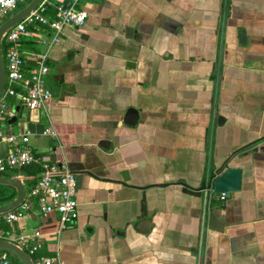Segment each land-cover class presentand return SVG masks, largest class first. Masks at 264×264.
Segmentation results:
<instances>
[{
	"label": "crops",
	"instance_id": "obj_1",
	"mask_svg": "<svg viewBox=\"0 0 264 264\" xmlns=\"http://www.w3.org/2000/svg\"><path fill=\"white\" fill-rule=\"evenodd\" d=\"M81 6L47 50L21 40L28 64L47 52L51 97L38 119L6 98L0 123L74 173L77 205L60 227L31 204L7 232L37 230L64 264H264V0ZM224 163L240 187L220 199L201 189Z\"/></svg>",
	"mask_w": 264,
	"mask_h": 264
},
{
	"label": "built area",
	"instance_id": "obj_2",
	"mask_svg": "<svg viewBox=\"0 0 264 264\" xmlns=\"http://www.w3.org/2000/svg\"><path fill=\"white\" fill-rule=\"evenodd\" d=\"M28 0H0V23L10 11L18 9ZM87 16L81 0H40L33 10L15 22L1 40V56L4 71V88L0 95V123L14 114L6 98H12L26 110L39 112L51 97L46 84L48 73L47 52H32L30 63L21 50V40L35 41L46 47L59 42L62 28L66 25L79 26ZM49 33V38L44 37ZM3 48V50H2ZM42 134L53 135L50 125ZM28 133L5 132L0 125V142L9 147L4 156L0 155V171L6 168L18 169L31 163H38L39 171L34 181L26 188L23 201L13 209L0 214V225L13 226L32 204L43 215L56 214L59 226L63 227L73 216L77 205L74 197V173L64 165H58L43 158H37L27 148ZM224 193H219L223 199ZM40 234L32 229L27 235L4 232L0 239H8L19 245L31 258L33 264H64L57 255L37 254ZM0 264H13L8 253L0 250Z\"/></svg>",
	"mask_w": 264,
	"mask_h": 264
},
{
	"label": "water",
	"instance_id": "obj_3",
	"mask_svg": "<svg viewBox=\"0 0 264 264\" xmlns=\"http://www.w3.org/2000/svg\"><path fill=\"white\" fill-rule=\"evenodd\" d=\"M40 0H28V2L22 6L20 9L15 11L12 15L7 17L0 23V44L1 40L8 30L15 22L21 20L26 14H28L31 10L35 8ZM240 40L243 41L242 32H239ZM4 88V71H3V62L1 56V47H0V95ZM18 111V108H16ZM133 113L135 117V112L132 108H127L126 110V117L128 114ZM39 118V113L37 112V119ZM128 124H131L133 121L125 120ZM224 163L221 168H219L210 178L211 181L202 188L201 190H210L214 193H224L225 197H229L233 191H237L240 187V177L241 171L238 167H231L227 166ZM23 177L18 175H13L10 177H5L0 175V185L10 186L14 189V196L9 201L0 204V214L6 211L13 209L14 207L18 206L24 199L26 188L22 182ZM182 187V191L192 194V195H199L200 190H192L188 188L185 184H180ZM143 212V211H141ZM216 217V214L211 215L209 220H213ZM0 250L8 251L21 264H33L30 256L16 243L8 239H0Z\"/></svg>",
	"mask_w": 264,
	"mask_h": 264
},
{
	"label": "trees",
	"instance_id": "obj_4",
	"mask_svg": "<svg viewBox=\"0 0 264 264\" xmlns=\"http://www.w3.org/2000/svg\"><path fill=\"white\" fill-rule=\"evenodd\" d=\"M3 50V48H2ZM36 155V154H35ZM37 156V155H36ZM39 167L37 164H30L27 166L20 167L19 169H9L6 168L3 171H0V175L5 177H10L14 174L21 173L25 176V184H32L35 178V175L38 173ZM14 196V189L10 186L0 185V204H3ZM0 229L4 232V237H6V233L9 230L7 225L1 224ZM11 258L13 264H17L19 262L15 256H13L10 252L6 251Z\"/></svg>",
	"mask_w": 264,
	"mask_h": 264
},
{
	"label": "rangeland",
	"instance_id": "obj_5",
	"mask_svg": "<svg viewBox=\"0 0 264 264\" xmlns=\"http://www.w3.org/2000/svg\"><path fill=\"white\" fill-rule=\"evenodd\" d=\"M28 2V1H27ZM27 2H25L24 4H22L21 6H19L18 9H20L22 6H24ZM18 9L12 10L10 11L5 17H3L2 21L5 20L7 17H9L10 15H12L15 11H17ZM17 264H21L20 262H17Z\"/></svg>",
	"mask_w": 264,
	"mask_h": 264
}]
</instances>
